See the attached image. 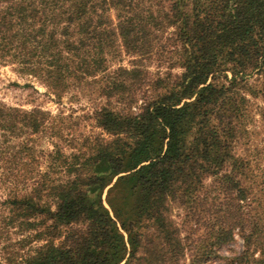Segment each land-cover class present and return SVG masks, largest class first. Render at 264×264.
I'll use <instances>...</instances> for the list:
<instances>
[{
	"label": "trees",
	"instance_id": "trees-1",
	"mask_svg": "<svg viewBox=\"0 0 264 264\" xmlns=\"http://www.w3.org/2000/svg\"><path fill=\"white\" fill-rule=\"evenodd\" d=\"M123 54L131 68L112 71ZM6 64L58 99L94 85L108 106L91 119L103 135L74 138L0 103V183L16 188L0 264H264L247 97L264 102V0H0ZM34 136L69 145L38 151Z\"/></svg>",
	"mask_w": 264,
	"mask_h": 264
},
{
	"label": "rangeland",
	"instance_id": "rangeland-1",
	"mask_svg": "<svg viewBox=\"0 0 264 264\" xmlns=\"http://www.w3.org/2000/svg\"><path fill=\"white\" fill-rule=\"evenodd\" d=\"M112 18L116 21L114 13L112 14ZM132 60L131 57L123 54L121 57L111 60V70L113 71L119 66L130 69ZM156 66L157 65L151 66L150 71L152 73L156 72ZM16 67L17 66L13 64L0 65V103L7 107H15L25 111L40 109L49 113L54 118L58 128L61 129L65 135L70 133L73 134L74 138H81L82 136L88 135H103L100 129L94 128L95 125L91 119L94 110L96 108L108 106V102L105 98L98 96V93L94 90V85L86 86L82 90L81 88L80 90L72 89L61 99H58L52 95L43 82L30 75L19 73ZM162 71L166 72V69L163 68ZM173 73L179 74L180 71L175 70ZM250 83L253 84V81H250ZM247 97L251 102L250 111L252 116V123L249 129L250 131H256L252 136L253 141L255 144H260L264 140V111H262L264 110V102L261 99H253L249 95H247ZM111 103L113 107L120 108V106L116 104V100ZM34 139L35 141L32 145L38 151L44 150L45 152H49L54 150L55 145L61 144V147L69 145L67 139L59 141L56 138H50L48 136H38ZM41 169H45V163L41 165ZM21 187L22 180H19V188ZM15 189L16 188L10 185H3L0 183V215L5 211L1 203L5 201ZM108 189L105 191L104 197H106ZM180 213L178 209H174L173 216L179 219ZM11 231V243H17L23 238L21 233L18 232V229H16V226L15 229L12 228ZM242 246V242L239 239L229 248H223L219 252V256L226 257L229 253V249L240 252ZM15 248L19 251V246ZM0 257H2V254H0ZM206 264L222 263L220 259L214 257L207 261Z\"/></svg>",
	"mask_w": 264,
	"mask_h": 264
}]
</instances>
